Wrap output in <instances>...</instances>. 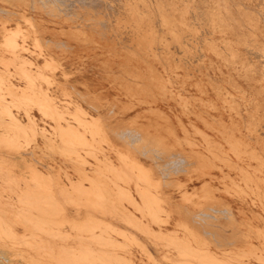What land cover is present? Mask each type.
Segmentation results:
<instances>
[{
	"label": "bare ground",
	"instance_id": "6f19581e",
	"mask_svg": "<svg viewBox=\"0 0 264 264\" xmlns=\"http://www.w3.org/2000/svg\"><path fill=\"white\" fill-rule=\"evenodd\" d=\"M37 2L51 15L60 17V23H67L70 37L77 42V45L101 47L108 54L121 58L128 57V61L133 58L145 61L149 65V75H144L141 68L135 65L129 77L131 83H119L127 93L132 95L140 94L138 91L140 89L145 91L148 98L138 97L137 100L140 103L152 105L158 101L159 97L167 95V87L161 81L159 82V77L154 73L149 58L170 55L174 58V65L170 66L173 71L183 66L182 59L185 60V56L182 54L177 57L166 46H156L151 41L153 30L141 17V8L139 9L138 6L140 1L30 0V7L35 8ZM208 4L211 5V3ZM184 8L177 9L178 11H175L172 17L169 13L161 11L160 19L155 22L156 26L161 30L168 29L167 34L170 37L180 38V31L187 30L183 17L187 7L184 6ZM29 17L32 16L29 15ZM29 17L25 20L30 19ZM0 21L2 22L1 19ZM29 21L35 34L37 26L32 20ZM4 28H1L2 31ZM5 31L6 28L4 33ZM20 36L21 42L18 39ZM26 37L27 33L20 28L10 32L7 30L2 44L8 53H12V57L4 61L7 67L19 58L20 50L25 48L22 42ZM112 39L113 43L109 44ZM33 40L35 44L33 47L41 48L40 37L34 35ZM181 42H183L182 39ZM177 44L174 45L177 46V50L179 49L178 52L183 53L180 45ZM61 46L66 49L70 45L60 42ZM193 59L191 58L192 61ZM46 62L44 66L47 69L56 67L54 61ZM32 63L34 62L22 58L17 68H14L26 79V85L21 90H18V87L16 88L15 84L9 80V74L0 73V126L3 127L0 132V257L6 264H20L19 261L23 264H135L132 256L133 248L145 254L152 264H238L240 260L236 257L237 253L221 257L206 246L209 240L206 241L207 238L204 235H219L222 224L221 221H217L218 215H222V218L232 216L230 208L216 205L224 200L222 193L231 196L235 193L239 198L250 195L255 198V202L259 200L264 207V188L261 186L264 183V177L253 175L245 167L233 161L220 142L210 139V136L201 130L200 135L204 139V144L193 138L180 137L171 125L164 127L163 130L152 125L154 132H150L148 127L145 128L144 124L113 129L108 123L115 113L114 106L108 108L106 114H103L98 110L100 107L81 92L64 93L58 103L55 97L48 93L49 89L45 91L41 88L42 85L40 86L39 80L42 79L51 84L50 77L44 74L42 68L35 71L31 69L29 65ZM212 81L209 82L212 83ZM155 87H158L157 92L154 90ZM81 101H85L90 109ZM13 107L24 111L26 122L13 113ZM92 108L97 109V115L92 113ZM33 109H38L42 115L49 116L55 121L51 135L47 134L48 130L45 131L43 127L42 130H38L36 117L32 113ZM134 117L132 120L136 119ZM156 123L158 124L157 121ZM263 125L264 123L256 128L255 132L258 134L250 136L257 142H264V130L260 128H264ZM38 133L44 139V146L37 144ZM220 133L222 134L223 131ZM113 134L122 139L127 147L118 146ZM163 135H168L173 140H168ZM150 137L156 138L164 147L147 146V143L152 142ZM231 138L229 137L227 141L230 148L237 153L236 155H241L240 150L250 158H254L258 161V165H255L256 171L264 173V150H258L246 142L241 148L240 143L243 142ZM32 143H34L33 147L46 150L43 152L46 157L54 160L62 157L61 169L66 168L64 180L59 173L54 174L51 171L52 163L44 161L42 157L37 158L36 151L33 148L31 150L27 148ZM108 148L118 154L119 164L111 160L107 153ZM207 150L213 156L208 155ZM135 151L138 153L141 151L144 155H147V151L155 153L156 159L159 162L162 161L160 178L143 166L134 155ZM17 156L21 158L18 159ZM28 156L31 160L27 159ZM91 158H94V162ZM217 160L239 169L241 172L239 180L244 181L245 186H241L239 181L232 177L230 185L224 184V189L219 187L216 184L218 176L210 172V169L219 167ZM55 161L59 162L60 170V160ZM39 164L49 173L42 172ZM24 168L30 170L29 175L24 173ZM67 168H71L78 175L77 179L68 172ZM164 183H170L171 186L184 190L182 197L197 206L196 209L187 211L183 216L184 220L178 221L185 235L165 232L162 229L175 219V212L168 206L169 199L163 193ZM190 185L193 187V192L187 190ZM181 206H179L180 209ZM18 227H21L22 231ZM251 231H254L257 236L264 237V228L255 230L251 228ZM238 254L245 255V258L252 255L264 264V243L261 246H252Z\"/></svg>",
	"mask_w": 264,
	"mask_h": 264
},
{
	"label": "rangeland",
	"instance_id": "374dc122",
	"mask_svg": "<svg viewBox=\"0 0 264 264\" xmlns=\"http://www.w3.org/2000/svg\"><path fill=\"white\" fill-rule=\"evenodd\" d=\"M29 1L30 0H0V19L2 20V22L0 21V63L2 62V64H0V73L9 74V80L15 84L16 88L18 87V90L25 87L26 79L18 74L14 68H17L18 63H20L22 58H26L27 60L34 62L29 65L31 69L35 71L38 68H42L44 74L50 77L51 80L49 82H51V84L47 83L45 79H42L39 80L40 86L42 85L41 88L45 91L49 89L48 93L52 94L58 103H60V98H63L64 93L81 92L89 97L92 103L100 107L98 110L103 114H106L108 108L114 106L115 113L108 123L109 127L113 129L127 127L133 124H144L143 126L145 128L148 127L150 132H154V127L163 130L164 127L171 125L176 129V132L180 137L193 138L204 144V139L202 135H200L201 130V132L203 131L207 136H210V139L220 142L223 149L229 153L233 161L245 167L253 175L255 174L264 177V173L258 170L256 171L255 169L258 165L257 160L250 158L246 153L241 152L240 150L241 157L236 155L237 153L230 148V144L227 141V139L232 136L231 139H237L243 142L240 143L241 148L243 147L242 144L246 142L256 147L258 150H264V142H257L250 137L251 135H255L257 133L255 132L256 128H259L260 124L262 125L264 123V118H262L264 117V67H262V65L264 66V0H137L138 2L140 1V5L138 4V6L139 9L141 8L140 14H142L141 17L143 21L148 23L149 27L153 30L151 41H153L156 46H166V48L177 57L182 56V54L185 56V60L184 58L182 59L184 61V64L182 63L183 66L176 68L173 71L170 66L174 65V58L170 55L164 54L163 57L149 58L154 73L159 77V82L161 81V83H164L167 87V95L159 97L158 101L152 105L143 104L137 100L138 97L148 98L145 91H141L140 89L138 90L140 94L132 95L127 93L119 84H124V82L131 83L129 77H131V71L135 65L141 68L144 75H149V65L145 63V61H139L136 58L128 61V57L121 58L108 54L101 47L94 48L85 45H77V42L70 37L71 35L67 23H60V17L53 16L50 12L48 13L46 9L41 7L39 2H37L35 4L36 7L32 9L29 5ZM170 1H172V3ZM208 3H211V5ZM184 6L187 7L183 14L187 30L180 31V38L178 37L177 39L174 36L170 37V35L167 34L168 29L165 31V29L161 30L156 26L157 23L155 24V22L160 19L161 11L169 13V16L172 17L175 11L177 12L180 8L185 9ZM260 11L262 13H260ZM29 15L32 17H29ZM144 16H146V18ZM26 17H29L30 19L25 20L27 19ZM29 20H32L35 23V26H37L35 29L37 34H34L35 31H32L33 29L30 27L31 23ZM3 23H5L6 26L3 25ZM4 27L6 28L5 33ZM1 28H4V30L2 31ZM18 28L24 33H27L25 41L22 42L24 43L25 48L20 50L19 58L14 61L15 64H9L10 67H7L4 61L5 59H10L12 53H8L7 49H5L2 44L4 43L7 30L10 32ZM34 35L40 37L42 42L41 48H37L36 46V48L33 47V45H35L33 40ZM155 37L158 40H156ZM173 37L175 39H173ZM18 39L21 42V36L18 37ZM181 39L183 42H181ZM113 41V39L110 40L109 44H112ZM60 42L68 43L70 45L69 48L65 49L63 46L60 47ZM176 43L180 45L181 48H179L183 53L178 52L179 49L177 50V46L174 45ZM247 44L249 45L247 46ZM247 50L249 52H247ZM235 52L238 53L236 54ZM240 52L243 54H240ZM37 53L39 55H37ZM255 57L256 59H254ZM196 58H199L200 60H197ZM47 60L54 61L58 70L55 69L56 67H48L47 69L44 66L46 65L45 62ZM223 60H225V62ZM44 67L48 71L45 70ZM119 73H121V75ZM63 74H65L66 77ZM209 81H212V83ZM154 90L157 92L158 87H155ZM81 103L89 108L85 101H81ZM126 106H128V108ZM185 107L189 109H186ZM151 108H154L155 110H151ZM13 113L23 122L27 121L24 111L13 107ZM32 113L36 117L35 122L38 130L40 131L44 128L45 131H49H46L47 134L51 135L55 121L49 116L42 115L38 109H33ZM92 113L97 115V109L92 108ZM134 116L137 121L136 119L132 120V117ZM178 117L181 119V122ZM253 124L254 126H252ZM152 125H154V127ZM184 127L188 130L187 133V130H185ZM260 128L261 130H264V128ZM2 129L3 127L0 126V132ZM183 130H185L184 132L186 134ZM219 131L225 133H222V135ZM36 136L37 144L44 146V139L41 134L38 133ZM152 136H154V134ZM163 136L168 140H173L168 135ZM150 139L152 142L149 144L147 143V146H163L156 138L150 137ZM114 140L118 146L124 148L127 147V144L122 139L114 136ZM33 146L34 143L28 145L27 148H29V150L33 148L36 151L37 158L42 157L44 161L52 163L53 168L51 171L54 174L59 173L64 180L66 168L63 167V170L61 169L62 157L60 156L55 159L60 160L59 170V162H56L50 157H46L45 153H43L46 152V150L44 151L43 149L35 148ZM105 147L107 148V145H105ZM107 153L115 164L120 163L118 154L115 151H110L108 148ZM206 153L213 156L208 150ZM134 155L139 159L143 166L150 169L156 177H161L162 170L160 165L162 161L159 162V160L156 159V155L153 151H147V155H144L141 151H139V153L138 151H135ZM17 157L18 159L19 157L21 158V156ZM27 159L31 160V157L28 156ZM91 160L94 162V158H91ZM217 164L219 167L210 169V172L218 176L216 184L219 187L224 189V184L230 185L232 177L236 178L241 186H245L244 181L239 180V177H241L239 169L233 168L218 160ZM39 166L42 172L45 174L49 173L46 168L42 167L40 164ZM23 170L26 175H29L28 173H30V170L27 168H24ZM67 170L77 179L78 175L75 174L71 168H67ZM164 184L163 193L169 199L168 206L173 208L175 219H172L171 222L162 229L165 232H175L177 235H185V231L181 226L179 227L180 224L178 221L184 220L183 216L187 211L191 209L193 210V208L196 209L197 206L192 205V203H189V201L187 202V200L182 197L184 190H179L178 188L171 186L170 183ZM261 186L264 188V183H262ZM192 188V185H190L187 190L193 192ZM222 194L224 195V200L220 201V203H216V205L230 208L232 216L230 218H222V215H218L217 221H221L222 224L219 231L220 233L219 235H204L207 238L206 241L209 240V242L207 241L208 245L206 246L211 248L221 257L232 254L235 255L236 253L239 255L238 253L244 252L252 246H261L264 243V237L255 235V232H252L251 228L254 230L264 228V207L262 204L259 203V200L255 202V198L250 195H247L244 198H239L235 193L234 196L227 195L226 193ZM179 206H181V209ZM155 227L159 229L158 226L155 225ZM18 228L22 231L21 227ZM132 253L135 264H152V261L141 251L134 250L133 248ZM237 255L236 257L240 260L238 261V264H261V261L254 256L252 257V255L251 257L249 256V258H245V255ZM18 263L23 264V262L20 261ZM0 264H6L5 260H2L1 257Z\"/></svg>",
	"mask_w": 264,
	"mask_h": 264
}]
</instances>
